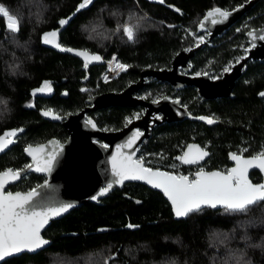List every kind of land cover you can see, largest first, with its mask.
Returning <instances> with one entry per match:
<instances>
[{
    "label": "trees",
    "instance_id": "1",
    "mask_svg": "<svg viewBox=\"0 0 264 264\" xmlns=\"http://www.w3.org/2000/svg\"><path fill=\"white\" fill-rule=\"evenodd\" d=\"M247 1L165 0L161 4L158 0H93L77 12L82 0H0L22 19L20 31L12 33L6 29V19L0 17V134L23 128L15 143L0 154V172L25 167L28 159L23 149L28 145L50 138L65 140L61 122L42 118V110L51 109L61 117L76 113L91 96L119 92L136 82L143 70L169 68L176 53L197 45L190 58L192 73L220 76L225 67L246 54L249 43L245 33L264 26V0H257L228 29L212 38L199 24L214 7L231 11ZM68 17L71 19L58 37L62 46L84 49L103 59L115 54L119 62L130 67L102 83L99 76L104 64L85 68L78 58L47 48L42 42L44 33ZM124 24L138 25L134 41L128 40L122 28L117 31ZM202 35L206 38L200 43L197 38ZM45 81L51 82V93L33 96ZM146 86L143 93L147 100L171 94L192 117L205 114L216 120L211 126L193 118L154 126L137 151L146 166L191 178L196 167L182 165L176 157L193 142L209 152L200 165L205 170H227L230 153L240 154L246 148L243 156L248 157L262 151L264 99L257 94L264 88V61L245 64L229 97L202 100L192 86L174 92L155 80ZM132 115L129 106H110L90 111L86 117L100 129L115 131ZM44 179L29 173L8 190L24 192ZM249 179L258 184L261 176L251 172ZM250 221L254 222L251 226L240 227ZM225 235L228 239L220 243ZM245 235L247 240L242 239ZM42 236L49 240L46 248L21 253L0 264H236L232 256L241 253L244 258L240 264H264V202L246 213L205 207L176 219L161 193L138 183H125L98 203L85 202L51 220Z\"/></svg>",
    "mask_w": 264,
    "mask_h": 264
},
{
    "label": "snow or ice",
    "instance_id": "2",
    "mask_svg": "<svg viewBox=\"0 0 264 264\" xmlns=\"http://www.w3.org/2000/svg\"><path fill=\"white\" fill-rule=\"evenodd\" d=\"M158 2L163 4L165 0H158ZM92 3L93 0H82L77 6L76 11L79 12ZM176 11L179 12L180 10L176 9ZM231 14L229 10L214 7L206 13L199 27L200 29H205L209 23L211 25L222 24L229 19ZM0 17L6 19V29L8 31L12 33L20 31L22 19L17 13L12 12L2 4H0ZM70 19L71 17L61 19L59 21L60 26L63 27ZM168 27L175 26L168 25ZM121 28L128 40L134 41L138 25L124 24L118 26L117 31ZM247 35L252 39V48L256 47L257 40L264 41V29H251L247 32ZM58 37L59 31L54 30L44 33L42 40L43 43L54 45L62 51H74L71 48L62 47L58 42ZM198 40L200 43H203L204 37L200 36ZM245 51L247 52L249 49H245ZM76 54L84 58L85 68L88 67L89 63L102 61L103 59L100 55L90 54L87 50L77 51ZM109 64L110 66L115 65L113 71L127 70L130 67L129 65L118 62L115 56ZM230 71L231 66L224 68V72ZM203 74L207 75V73ZM196 75L199 76L201 73H196ZM220 78L215 77V79ZM51 91V82L45 81L32 94L35 96L37 93L47 94L51 93ZM83 91H87V89H83ZM260 95L264 96V92L260 93ZM164 99L168 98L164 97ZM153 102L158 103V100H154ZM43 115H51L54 119L63 118L55 114L51 109L45 111ZM139 118V113L134 114V117L127 119L125 126L131 124L133 119ZM198 119L205 120L209 124L216 123L213 117H198ZM87 123L92 128H96L95 122L91 119ZM22 131L23 129H13L0 134V152H4L10 145L14 144L18 133ZM141 136H143V133L137 129L125 143L116 147L115 154L111 157V172L116 179L114 182L108 183L104 188L100 189L99 197L107 195L113 188V183L123 185L125 181H144L153 188L162 190L171 202L177 218L187 217L192 213L201 212L205 207L213 209L220 207L228 213H246L252 206L264 202V184H253L248 178L249 170L252 168H258L264 171V150L250 158L243 156V152L248 151L246 148L242 149L240 154L231 153L230 158L235 162V167L223 172L205 171L201 166L195 172L193 178L190 179L189 175H177L172 172L153 169L152 167L146 166L143 156L135 157L137 142ZM104 147L107 148L108 145H104ZM126 149H131L132 151H125ZM44 150V146L33 148L32 145H29L25 149L33 157L36 171L50 173L54 163L57 162L59 153L54 152L47 158H41L39 154L43 153ZM208 156L209 152L199 145H188L187 151L182 156L176 157V159L185 165H198ZM32 167L33 165H27L26 169H31ZM173 167L175 168L176 165H173ZM23 172L24 170L13 169L0 172V260L23 251H36L44 245H47L49 241L42 237V229L52 218L58 217L74 207L72 203H64L57 207L40 208L37 210V206L34 205V200L39 193L35 188L27 193L5 191L6 184L10 180H19ZM39 187L44 186L41 185ZM92 199H98V197L94 196ZM253 223L251 221L246 222L241 224L240 227L246 228ZM128 227L131 228L134 226L129 224ZM227 239L228 237L225 235L224 239L220 240V243H224ZM242 239L247 240V235L243 236ZM243 258V253L239 255L233 254L232 256L236 264H240Z\"/></svg>",
    "mask_w": 264,
    "mask_h": 264
},
{
    "label": "water",
    "instance_id": "3",
    "mask_svg": "<svg viewBox=\"0 0 264 264\" xmlns=\"http://www.w3.org/2000/svg\"><path fill=\"white\" fill-rule=\"evenodd\" d=\"M256 1L257 0H249L243 5H241L242 7L238 6L233 10H231L232 14L230 15L229 19L222 24L211 25L209 23L206 25L205 29H200V28L199 29L203 32L208 33V38L217 36L226 29H228L234 22H236ZM67 24L61 27L58 22V27L54 30H58L60 33V31ZM256 29L257 30L264 29V26ZM247 32L245 33V37L247 38V41L249 43V47H248L249 51H247L244 56H242L236 63H234L231 66L230 72H224L220 76L221 77L220 79H210L208 75H204V74H201L199 76L198 75L190 76L186 74V72L190 70V68H188L187 66V62L192 57L193 52L199 47V46H194L188 50H182L176 53L172 58L171 65L169 68L143 70L140 72L139 79L136 82L130 83L119 92L109 91V92L93 95L87 100V105L83 109H81L76 113L69 114L66 117H63L62 119H54L52 118L51 115L45 116L43 115V113L47 110H42L40 113L42 118L52 122H57V121L61 122L62 127L66 131L67 137L65 138L64 141H58L55 138H50L43 143L32 146L33 148L44 146L45 149L44 152L39 154L41 158H47L51 156L54 152L59 153V155L57 156V162L54 163L52 171L50 173L36 171L33 157L30 156L25 151V149L29 145L26 146L23 149V153L25 157L28 159L27 165H33V167L31 169H26L27 166L26 165L25 167L19 169V170H24L21 178L19 180H14V181L10 180L6 184L5 191H8L7 189L9 186H13L17 184L25 175L29 173H34L37 175H42L45 178L43 182H41L40 184L34 187L39 193V195L36 196L34 200V205L37 206V210H39L40 208L57 207L64 203H72L74 207H72L71 209L85 202L98 203L99 199L104 197V196L99 197L100 189L104 188L108 183L114 182L116 179V177L113 176L111 172V157L115 154L116 147L122 143H125L126 140L137 129H139L143 133V136H141L139 141L137 142L135 157L137 155L139 145L150 136V131L155 124H159L161 122H166V123L176 122V121H182L184 119L193 118L206 125H211L207 123L205 120L198 119V117H207V116H198L196 118L192 117L190 113L186 110V108L180 105L178 99L175 98L171 99L167 96H164L167 97L168 99H164V97H162L158 99V103H154L153 101H146L143 98L134 96L133 94L139 89V87L144 85V79L153 78L160 82H167L172 88L175 89H179L187 85L194 86L196 88L198 96H200L202 99L205 100L219 98V97H229L231 95V89L233 88L235 81L241 76L242 68L245 65V63L248 61H264V41L257 40L256 47L252 48L251 47L252 39L247 35ZM43 44L51 50H54L59 53L69 54L73 57L78 58L84 63V58L76 54L77 51H83L84 49L71 48L74 51L66 52L60 50L59 48H56L54 45L45 44V43ZM66 48H70V47H66ZM90 54H95V53H90ZM101 64H103V60L89 63V65H101ZM217 83L218 84L225 83L226 87L222 91H218V93H216L217 91L216 92L207 91L208 87H210L211 85H215ZM262 92H264V90L260 91L258 93V96L264 98V96L260 95V93ZM138 105L144 108V113L140 116L139 119H133L131 124H127V126H123L121 129L115 131L114 130L108 131V130L100 129L97 126L96 128H92L91 125L87 123L89 118L86 117V114L90 111H94L100 108H105L110 106L135 107ZM156 114H159V117H157ZM13 129L16 128L6 129L1 134H3L5 131L13 130ZM17 129H23V128L20 127ZM22 132L18 133L17 137ZM12 145H10L9 148ZM104 145H108V147L105 148ZM188 145H199V144L190 143ZM187 146L184 148L181 156L185 151H187ZM8 149H6L4 152H0V154L5 153ZM125 151L131 152L132 150L126 149ZM230 154L228 156V160L232 165L228 169L235 167V162L230 158ZM244 157L250 158L252 156H248V157L244 156ZM185 166H189V165H185ZM7 169H11V168H7ZM205 171H222V170L212 169ZM251 171H257L261 176V181L258 184H264V171L258 168H252L249 170V172ZM195 172L192 174L191 178H193ZM125 183H138L148 187L149 189L161 193L164 199L168 202L169 206L171 207L174 217L176 219H179L175 216L173 211V206L169 201V199L167 198V196L162 192V190L153 188L151 185L147 184L144 181L132 180V181H125L124 184ZM41 185H43L44 187H39ZM120 187H122V185L113 183V188L110 191H112L114 188H120ZM32 189L24 192L18 190L11 192L27 193ZM94 196H97L98 199H92V197ZM71 209H69L67 212L61 214L58 217L52 218L51 220L64 216ZM47 225L42 229L41 235L45 230V228L47 227ZM43 238L46 239L45 237ZM46 240L49 241L48 239ZM48 245L49 243L36 251H23L21 253H29V254L35 253L37 251L46 248ZM21 253L13 254L11 256L5 257L3 260H0V263L5 259H8L13 256H18Z\"/></svg>",
    "mask_w": 264,
    "mask_h": 264
},
{
    "label": "flooded vegetation",
    "instance_id": "4",
    "mask_svg": "<svg viewBox=\"0 0 264 264\" xmlns=\"http://www.w3.org/2000/svg\"><path fill=\"white\" fill-rule=\"evenodd\" d=\"M248 49V48H247ZM237 62V61H236ZM235 62V63H236ZM247 63V62H246ZM245 63V64H246ZM234 63H232L230 66H232ZM187 66H188V68H190V70L189 71H187L186 72V74H188V75H190V76H197L196 74H194V73H192V69H191V66H190V59L188 60V62H187ZM245 66V65H244ZM244 66H243V68H244ZM243 68H242V70H243ZM126 71V70H125ZM124 71V72H125ZM123 73V72H122ZM224 73V72H223ZM222 73V74H223ZM201 74H203V73H201ZM221 74V75H222ZM208 75V74H207ZM220 75V76H221ZM220 76H218V77H220ZM210 79H215V77H210V76H208ZM149 80H155L156 82H159L160 84H166L171 90H173L174 92L176 91V92H178V91H181L183 88H185V87H188V85L187 86H184V87H181V88H179V89H175V88H172L167 82H160V81H158V80H156V79H153V78H145L144 79V85L143 86H141V87H139V89L133 94L134 96H136V97H139V98H143L144 100H146V101H154V100H158V99H160V98H162V97H164V96H167V97H169V98H171V99H178L179 100V98L178 97H176V96H172L171 94L170 95H165V94H162L161 96H159V97H157V98H153L152 100H147V99H145V96H144V93H143V91H145V90H147L148 88H147V84H148V82H149ZM137 81V80H136ZM194 89H195V92H196V95L198 96V94H197V91H196V88L194 87V86H192ZM124 89V88H123ZM262 90H264V88L262 89ZM262 90H260V91H262ZM259 91V92H260ZM258 92V93H259ZM39 95H41V96H43L44 94L43 93H38ZM96 95V94H95ZM257 96H258V94H257ZM198 97H200V96H198ZM259 97V96H258ZM201 98V97H200ZM260 98H262V99H264L263 97H260ZM202 99V98H201ZM202 100H205V99H202ZM207 100V99H206ZM179 102H180V100H179ZM180 105L181 106H183L184 108H186L183 104H181V102H180ZM138 107V109H136ZM131 109H132V112H134V114H136V113H139L140 114V116L144 113V108L143 107H141V106H135V107H130ZM134 109H136V110H134ZM186 110L188 111V109L186 108ZM189 112V111H188ZM190 113V112H189ZM191 115V114H190ZM156 116L157 117H159V114H156ZM200 116H207V117H211V116H208V115H200ZM132 117H134V115H132ZM161 123H163V122H161ZM160 124V123H159ZM126 125V124H125ZM124 125V126H125ZM156 125H158V124H155L154 126H156ZM211 125H213V124H211ZM211 125H207V126H211ZM153 126V127H154ZM121 129V128H120ZM152 130V129H151ZM150 134H151V131H150ZM194 143V142H193ZM187 146V145H186ZM185 146V147H186ZM201 146V145H200ZM184 147V148H185ZM202 147V146H201ZM202 148H204L205 150H207L205 147H202ZM184 150V149H183ZM183 150H182V152H183ZM182 152H181V154H182ZM181 156V155H180ZM255 156V155H254ZM207 159V158H206ZM205 159V160H206ZM204 160V161H205ZM203 161V162H204ZM203 162H201L200 164H202ZM200 164H198V165H189V166H195L196 167V169H197V166H199ZM231 164V163H230ZM232 165V164H231ZM230 165V166H231ZM225 171H227V170H225ZM251 172H257V171H251ZM251 172H249V175H250V173ZM194 173V172H193ZM258 173V172H257ZM249 175H248V177H249ZM10 187V186H9ZM8 187V188H9ZM8 190V189H7ZM9 191V190H8Z\"/></svg>",
    "mask_w": 264,
    "mask_h": 264
},
{
    "label": "built area",
    "instance_id": "5",
    "mask_svg": "<svg viewBox=\"0 0 264 264\" xmlns=\"http://www.w3.org/2000/svg\"><path fill=\"white\" fill-rule=\"evenodd\" d=\"M114 56L116 57L115 54H112L110 57L104 59V70L100 73V76H99L100 82H102V83H107V82L111 81L117 75H119L120 73L125 71V70H115V71H113V68L115 67V65L113 64V65L110 66L109 62L112 61V58ZM116 59H117V57H116Z\"/></svg>",
    "mask_w": 264,
    "mask_h": 264
},
{
    "label": "bare ground",
    "instance_id": "6",
    "mask_svg": "<svg viewBox=\"0 0 264 264\" xmlns=\"http://www.w3.org/2000/svg\"><path fill=\"white\" fill-rule=\"evenodd\" d=\"M226 87L225 83H217L215 85H211L210 87L207 88V91L212 92V91H217L216 93H218V91H222L224 88Z\"/></svg>",
    "mask_w": 264,
    "mask_h": 264
},
{
    "label": "rangeland",
    "instance_id": "7",
    "mask_svg": "<svg viewBox=\"0 0 264 264\" xmlns=\"http://www.w3.org/2000/svg\"><path fill=\"white\" fill-rule=\"evenodd\" d=\"M204 34H206V32H205ZM202 36L204 37V41H205L206 35H202ZM198 38H199V37H198ZM198 38H197V39H198ZM197 41H198V40H197ZM198 42H199V41H198ZM102 60H103V64H104V59H102ZM136 114H137V113H136ZM262 150H264V147H263ZM136 157H138V156L136 155ZM200 165H201V164H200ZM200 165L197 166V170H198L199 167H201ZM172 167H173V166H172ZM202 167L204 168V166H202ZM173 168H174V167H173ZM175 169H178V166H177V165H176Z\"/></svg>",
    "mask_w": 264,
    "mask_h": 264
}]
</instances>
